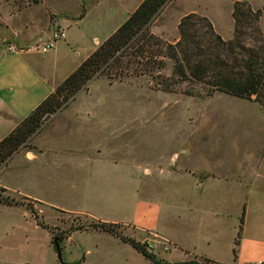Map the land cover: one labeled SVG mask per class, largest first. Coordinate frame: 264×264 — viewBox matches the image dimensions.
Here are the masks:
<instances>
[{
	"label": "rangeland",
	"instance_id": "1",
	"mask_svg": "<svg viewBox=\"0 0 264 264\" xmlns=\"http://www.w3.org/2000/svg\"><path fill=\"white\" fill-rule=\"evenodd\" d=\"M77 1L49 0L35 9H28L33 6H27V0H0V16L6 19L14 17L15 27L20 31L23 30L20 23L30 19L37 30L46 22L47 8L81 11ZM139 1L84 0L88 14L81 23V29L88 47L90 45L95 49L96 40H106L127 19ZM236 1L246 2L254 11H260L257 25L264 34V0H171L154 20L150 30L163 41L172 43L178 37L177 24L181 17L197 13L210 20L222 39L229 40L233 32L231 13ZM58 24L61 23L57 22L53 30L59 27ZM82 48L79 57H83L89 49L87 46ZM170 73L171 62L166 61L161 75L169 76ZM189 90L192 95L184 94ZM68 105L56 114L107 115V119L102 120L106 124L104 127L108 128L106 133L116 135L118 139L113 144L124 147L123 154L119 156L124 162V183L117 188L116 184L106 182L101 176L88 180L86 170L69 163L56 164V168H51L56 172L52 178L42 174V167L39 168L36 161L30 165L27 163L21 173H10L20 164H26L24 157L20 156L13 161L10 169L0 175L1 182L18 196L6 192L0 194L22 202L23 206L18 205L6 213L0 211L1 224L8 227L33 225L35 218L24 207L29 204L37 219L50 228L51 235L59 236L71 227H85L94 222L85 216L69 213L91 207L98 219H120L128 226L139 220L145 225L157 227L155 231L169 234L187 249L185 254L194 249L191 251L209 254L220 264H264L261 260L263 251L260 254L252 250L246 253L244 249V257L236 258L240 241L245 240L248 246L255 245V229L258 227L264 232L263 108L252 101L224 93L207 96L199 85L190 87L181 84L176 87L175 93L156 91L152 89L149 77L135 75L112 84L105 77L95 78ZM23 150L29 151V147ZM173 153L177 154L179 162L185 163L183 173L189 176L186 175L188 181L173 185L176 188L181 185L183 190L189 191L188 196L178 195L175 189L172 193L166 182H151L142 170L140 194H137V184L132 183L128 172L134 159L142 168H149L156 160L168 163ZM214 178L221 180H212ZM201 181H208L203 188ZM53 187H56L55 192L50 191ZM192 190H197L198 194ZM20 195H28L31 199ZM141 203L148 207L146 215L137 211ZM155 216L157 220L154 223ZM122 228L127 232L131 230L126 226L115 227L121 235L125 232ZM27 229L29 233L33 231L31 226ZM155 231L142 232L138 241L132 240L145 246L148 240L155 237L154 249L148 251L145 248L149 253L158 258L171 252L172 258H179L178 250L171 251L174 245L160 238ZM41 232L39 229V235L34 237L39 243V247L34 246L39 263L67 261L71 243L61 242L59 260L51 244L52 237L50 245L47 243V231H44V244L40 245ZM239 232V243L235 245ZM124 235L123 238L131 239ZM81 236L77 234L73 239L76 251L90 247L95 241L85 237L87 235ZM137 255L141 259H135V264H147L141 255Z\"/></svg>",
	"mask_w": 264,
	"mask_h": 264
},
{
	"label": "crops",
	"instance_id": "2",
	"mask_svg": "<svg viewBox=\"0 0 264 264\" xmlns=\"http://www.w3.org/2000/svg\"><path fill=\"white\" fill-rule=\"evenodd\" d=\"M47 1L49 0H43L38 6L28 9H35L44 5ZM141 2L142 0L139 1L138 5ZM77 7L81 11L78 9L77 11H54L47 8L46 22L40 25L37 30L33 28L34 22L30 19H25L20 23V27L23 28L20 31L15 27L14 17H9L8 20L0 16V140L7 136L21 120L28 116L102 43L96 40L95 49H92L90 45L88 47L86 37H83L81 29V23L85 20L88 9L84 5V0H78ZM83 9L84 15L80 17ZM57 22L61 23L58 24V28L66 29L65 39L53 42L52 48L47 52H42L40 48H34V45L46 43L52 35V25L54 29ZM10 45H13L16 51H10L8 48ZM83 46H87L89 49L83 57H79ZM106 116L104 114H55L33 137L29 151L20 150L5 166L0 168V175L10 169L15 159L22 156L26 164H20L19 168L16 167L10 173H21L26 168L27 163L30 165L36 161L39 168L42 167V174L49 175L52 178L56 176V172L51 168H56V164L69 163L72 166L86 170L88 180L101 176V178L104 177L106 182L116 184L118 188V185L123 184L125 181L123 174L124 162L119 159V156L123 154L124 147L114 145L113 143L118 137L106 133L108 128L104 127L106 124L102 121L107 119ZM176 156L175 153L171 154L166 164H162L161 160H156V162L151 163L149 168H142L139 161L134 159L128 172L129 179L132 180L133 184H137V194H140V183L142 181L140 172L142 170L147 174L146 177L151 178V182H166L172 193L175 189L178 195L188 196L189 191L183 190L181 185H179V188L178 185L177 188L176 185H173L174 183L188 181L186 175L189 177L187 173H183L185 172V163L183 161L179 162ZM46 166L47 170L45 169ZM217 179L221 180V178ZM208 181L206 183L201 181L203 183L201 187L203 188ZM0 188L5 189L9 195L18 196L14 195L13 189L5 186L1 180ZM43 188L47 189L45 186ZM50 191L55 192L56 187L51 188ZM192 192L197 193V190H192ZM16 194H20V192L16 191ZM20 197L30 198L28 195H20ZM14 207L19 206L0 204V211L6 213ZM137 207L140 215H146V208L148 207L143 206L142 203ZM69 213L108 224L130 227V232L123 228L122 230L125 231L126 236L135 239V241H138L137 238L142 232L158 230L157 227L145 225L139 220H134L128 226V223L120 219H98L94 216L95 212L91 207ZM157 216L153 220L154 223ZM29 226L33 228L30 233L27 229ZM39 229L42 230L40 245L44 244V231L48 233L46 239L50 245L51 233L39 226L36 221L33 225H9V227L0 223V264H41L39 263L38 252L34 250L35 245L39 247L38 239L34 238L35 235H39ZM155 232L160 238L174 245L171 251L178 250L180 253V257L177 259L171 257V252L157 259L168 263L193 260L198 264H220L216 258L214 259L209 254L192 252L191 250L194 251V249L185 254L188 250L181 247L169 234L161 231ZM124 233L122 232V235ZM77 234L80 237H82L81 235H87L85 237H91L95 241L90 247L76 251V246L72 243ZM255 235L257 236L255 245L248 246L245 240L244 242L240 241L236 258L241 259L244 257V249L246 253L251 250L257 254L262 251L264 253V232L258 230L257 227ZM61 240L62 242L71 243L72 249L71 251L68 250V260L63 263L60 261L59 264H135L137 259H141L137 254L141 255L147 264H153L129 243L108 232L87 229L73 230ZM262 253L263 259L261 260L264 261Z\"/></svg>",
	"mask_w": 264,
	"mask_h": 264
},
{
	"label": "trees",
	"instance_id": "3",
	"mask_svg": "<svg viewBox=\"0 0 264 264\" xmlns=\"http://www.w3.org/2000/svg\"><path fill=\"white\" fill-rule=\"evenodd\" d=\"M43 0H27V6H36ZM171 0H142L127 19L76 68L56 89L48 95L28 116L2 140H0V168L5 166L20 150L28 146L33 137L56 113L62 111L81 90L95 78L105 77L110 84L125 77L147 76L152 89L175 93L176 87L188 84L199 85L207 96L224 93L258 104L264 109V34L257 23L260 11L242 1L233 4L232 38L224 40L215 31L205 16L188 13L177 24V39L168 43L154 35L150 27L163 8ZM84 9L80 17H83ZM171 62L169 76L161 75ZM184 94L192 95L186 91ZM6 190L0 188V193ZM0 204L23 205L22 202L0 194ZM36 223L51 232L37 219ZM243 216L241 223H243ZM117 225L94 221L85 227H71L63 235L52 236L64 239L73 230H99L115 235L129 243L153 264H198L195 261L168 263L149 253L143 244L123 238L115 229ZM240 232L235 245H238ZM235 253V250H234Z\"/></svg>",
	"mask_w": 264,
	"mask_h": 264
},
{
	"label": "built area",
	"instance_id": "4",
	"mask_svg": "<svg viewBox=\"0 0 264 264\" xmlns=\"http://www.w3.org/2000/svg\"><path fill=\"white\" fill-rule=\"evenodd\" d=\"M64 39H65V30L62 28H57L56 30H53L51 38H49L46 41V43H42L41 45H39L37 48H40L42 52H47L52 48L53 42ZM8 48L12 52L16 51V48L13 45L8 46ZM155 242H156L155 237L153 240H148L145 244V248L148 251H152L155 247L154 245ZM257 264H262V263H257Z\"/></svg>",
	"mask_w": 264,
	"mask_h": 264
},
{
	"label": "water",
	"instance_id": "5",
	"mask_svg": "<svg viewBox=\"0 0 264 264\" xmlns=\"http://www.w3.org/2000/svg\"><path fill=\"white\" fill-rule=\"evenodd\" d=\"M51 32H53V25L51 27ZM52 36V35H51ZM51 38V37H50ZM39 45H34L33 47L34 48H37ZM62 240L61 239H57V238H54L51 242L54 250H55V254L57 255V258L59 260H61V254H60V244H61Z\"/></svg>",
	"mask_w": 264,
	"mask_h": 264
}]
</instances>
